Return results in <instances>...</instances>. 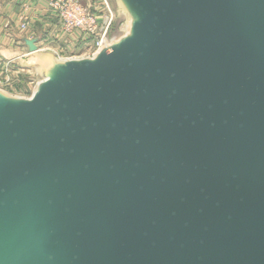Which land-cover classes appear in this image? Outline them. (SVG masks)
<instances>
[{"label":"water","instance_id":"water-1","mask_svg":"<svg viewBox=\"0 0 264 264\" xmlns=\"http://www.w3.org/2000/svg\"><path fill=\"white\" fill-rule=\"evenodd\" d=\"M118 2L0 90V264H264V0Z\"/></svg>","mask_w":264,"mask_h":264},{"label":"rangeland","instance_id":"rangeland-1","mask_svg":"<svg viewBox=\"0 0 264 264\" xmlns=\"http://www.w3.org/2000/svg\"><path fill=\"white\" fill-rule=\"evenodd\" d=\"M58 0H0V90L30 97L44 72L38 56L27 49L24 38H38L40 55L59 52L63 58L81 55L84 47L69 44L72 37L61 30ZM100 21L102 31L108 26L107 40L128 31L131 17L118 0H79ZM93 43V38L87 40ZM56 53V52H55Z\"/></svg>","mask_w":264,"mask_h":264},{"label":"built area","instance_id":"built-area-1","mask_svg":"<svg viewBox=\"0 0 264 264\" xmlns=\"http://www.w3.org/2000/svg\"><path fill=\"white\" fill-rule=\"evenodd\" d=\"M59 10L58 15L61 23V30L70 34L72 40L69 44L88 48L81 55H73L71 57H85L94 55L102 46L108 26L102 31L100 29V21L96 14L92 13L88 8L84 7L79 0H58ZM93 38L96 41L89 43L87 40ZM59 55L58 51H55ZM65 58V57H64ZM68 58V57H66Z\"/></svg>","mask_w":264,"mask_h":264},{"label":"bare ground","instance_id":"bare-ground-1","mask_svg":"<svg viewBox=\"0 0 264 264\" xmlns=\"http://www.w3.org/2000/svg\"><path fill=\"white\" fill-rule=\"evenodd\" d=\"M38 48H39V47H38ZM40 52H41V49L39 48L38 51L33 52V53H31V54H35V55H37V56H38V60H39L40 62H42V64H43L44 66H46V67H50V65H51V61L49 60V57H46L45 55L41 56V55H40Z\"/></svg>","mask_w":264,"mask_h":264},{"label":"crops","instance_id":"crops-1","mask_svg":"<svg viewBox=\"0 0 264 264\" xmlns=\"http://www.w3.org/2000/svg\"><path fill=\"white\" fill-rule=\"evenodd\" d=\"M28 48V47H27ZM28 50V49H27ZM29 51V50H28Z\"/></svg>","mask_w":264,"mask_h":264}]
</instances>
